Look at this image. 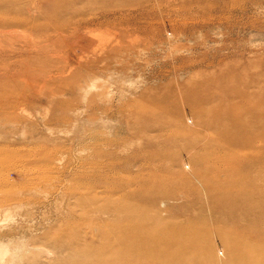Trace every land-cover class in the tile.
Segmentation results:
<instances>
[{
	"label": "rangeland",
	"instance_id": "obj_1",
	"mask_svg": "<svg viewBox=\"0 0 264 264\" xmlns=\"http://www.w3.org/2000/svg\"><path fill=\"white\" fill-rule=\"evenodd\" d=\"M5 68L0 264L264 258V0H0Z\"/></svg>",
	"mask_w": 264,
	"mask_h": 264
},
{
	"label": "bare ground",
	"instance_id": "obj_2",
	"mask_svg": "<svg viewBox=\"0 0 264 264\" xmlns=\"http://www.w3.org/2000/svg\"><path fill=\"white\" fill-rule=\"evenodd\" d=\"M14 53H12L13 55ZM8 70L5 68L4 70H1L0 69V76H4L5 74H7ZM6 170L10 171L12 169H9V168H6ZM17 175L20 176V173L16 172ZM4 181H6L7 183H12V181L8 178V176H6L4 179ZM11 181V182H10ZM0 189H1V186H0ZM18 201H14V194L12 192H8V193H5L3 192L2 190H0V212H3V211H10L11 209H13L14 207L18 206L19 204L16 203ZM110 230H112V227L110 228ZM110 232L106 233V234H109ZM120 236V234H119ZM119 236L117 234L115 235H110L108 237H106L105 239H103L106 243V245H110L109 244V237L110 238H116L118 239ZM178 237H176L174 240H178L177 239ZM180 240H182V242L185 243L186 241V237H183V238H180ZM108 243V244H107ZM188 249L191 248L190 245H187L186 246ZM131 251V250H130ZM205 253H209L210 252V249L208 248L207 250L204 251ZM119 255V254H118ZM183 257V256H181ZM112 259H116V260H120L115 254L112 255ZM258 259V262L259 264H264V258H257ZM255 260V259H253Z\"/></svg>",
	"mask_w": 264,
	"mask_h": 264
}]
</instances>
